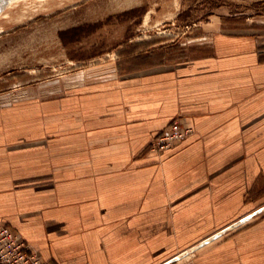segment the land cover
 <instances>
[{
	"label": "crops",
	"instance_id": "0c3cea01",
	"mask_svg": "<svg viewBox=\"0 0 264 264\" xmlns=\"http://www.w3.org/2000/svg\"><path fill=\"white\" fill-rule=\"evenodd\" d=\"M249 21L215 17L204 41L176 42L185 59L0 94V222L49 264H162L187 248L178 264H264V21ZM178 117L192 135L150 152Z\"/></svg>",
	"mask_w": 264,
	"mask_h": 264
},
{
	"label": "rangeland",
	"instance_id": "374dc122",
	"mask_svg": "<svg viewBox=\"0 0 264 264\" xmlns=\"http://www.w3.org/2000/svg\"><path fill=\"white\" fill-rule=\"evenodd\" d=\"M19 3L22 4L16 7L11 3L5 5L9 7L4 9L8 14L0 18V94L12 90L14 95L63 90L67 87L66 78L78 71L91 69L104 76L105 72L111 73L114 63L116 73L122 75L135 73L150 61L185 59L194 51L176 42L191 44L193 37L204 41V36L198 37V29L215 17L222 20L223 29L228 31L239 29L240 23L248 20L264 21V0H19ZM171 40L175 43L153 52L150 58L144 55L152 45ZM18 76L24 78L23 84L18 79L19 85L15 82ZM17 86L18 89H13ZM194 255V248H187L171 260L178 264L187 257L186 262H191Z\"/></svg>",
	"mask_w": 264,
	"mask_h": 264
},
{
	"label": "built area",
	"instance_id": "2783aa9c",
	"mask_svg": "<svg viewBox=\"0 0 264 264\" xmlns=\"http://www.w3.org/2000/svg\"><path fill=\"white\" fill-rule=\"evenodd\" d=\"M193 133L183 118L174 119L150 144L149 151L161 154L180 144ZM169 260L162 264H177ZM0 264H49L8 224L0 222Z\"/></svg>",
	"mask_w": 264,
	"mask_h": 264
},
{
	"label": "bare ground",
	"instance_id": "6f19581e",
	"mask_svg": "<svg viewBox=\"0 0 264 264\" xmlns=\"http://www.w3.org/2000/svg\"><path fill=\"white\" fill-rule=\"evenodd\" d=\"M11 3V6H18V5H21L22 3H19V0H4L3 1V3H2V5H1V7H2V9H0V18H3V17H6L7 16V14H8V8L9 7H6L5 8V5H8V4H10ZM4 9H7L5 12H4ZM0 30H1V28H0Z\"/></svg>",
	"mask_w": 264,
	"mask_h": 264
}]
</instances>
